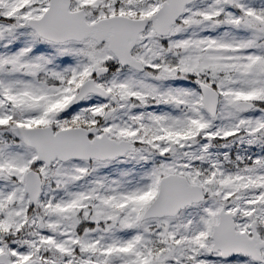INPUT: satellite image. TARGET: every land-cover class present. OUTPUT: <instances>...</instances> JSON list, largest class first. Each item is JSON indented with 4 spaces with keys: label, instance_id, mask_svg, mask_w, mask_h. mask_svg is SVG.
<instances>
[{
    "label": "snow or ice",
    "instance_id": "1",
    "mask_svg": "<svg viewBox=\"0 0 264 264\" xmlns=\"http://www.w3.org/2000/svg\"><path fill=\"white\" fill-rule=\"evenodd\" d=\"M0 264H264V0H0Z\"/></svg>",
    "mask_w": 264,
    "mask_h": 264
}]
</instances>
